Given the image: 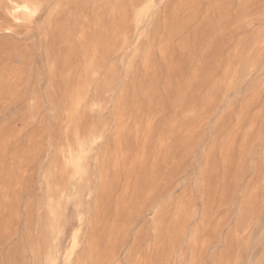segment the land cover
<instances>
[{
  "label": "rangeland",
  "instance_id": "374dc122",
  "mask_svg": "<svg viewBox=\"0 0 264 264\" xmlns=\"http://www.w3.org/2000/svg\"><path fill=\"white\" fill-rule=\"evenodd\" d=\"M142 1L0 0V264H264V0Z\"/></svg>",
  "mask_w": 264,
  "mask_h": 264
},
{
  "label": "bare ground",
  "instance_id": "6f19581e",
  "mask_svg": "<svg viewBox=\"0 0 264 264\" xmlns=\"http://www.w3.org/2000/svg\"><path fill=\"white\" fill-rule=\"evenodd\" d=\"M148 4H149V0H143L139 11H141L143 8H146L148 6ZM16 11H21L22 14H31L32 13L30 8L27 5H25V4L18 5L16 7ZM100 139H102L101 135L93 136L92 137V142L100 141ZM85 152L86 151H85L84 144L83 143H79L78 146H77V150L74 153H71L69 155L70 156L69 157V163L71 165H73L76 169H79L80 161L82 159V156L85 154Z\"/></svg>",
  "mask_w": 264,
  "mask_h": 264
}]
</instances>
